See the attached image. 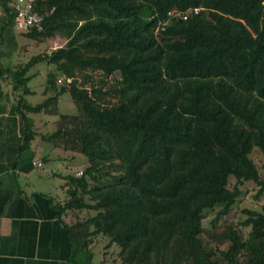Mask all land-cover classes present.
Masks as SVG:
<instances>
[{"label": "trees", "instance_id": "16d2710c", "mask_svg": "<svg viewBox=\"0 0 264 264\" xmlns=\"http://www.w3.org/2000/svg\"><path fill=\"white\" fill-rule=\"evenodd\" d=\"M37 8L42 28L23 35L49 50L0 73L27 146L40 135L89 163L66 177L58 204L61 218L88 212L64 223L69 262L93 264L103 235L122 264H264V206L218 227L242 185L264 195L251 157L264 154V0H37ZM39 63L51 70L44 102L32 105L29 73ZM65 94L76 114L60 112ZM41 113L58 118L55 132H37L30 115Z\"/></svg>", "mask_w": 264, "mask_h": 264}, {"label": "crops", "instance_id": "0c3cea01", "mask_svg": "<svg viewBox=\"0 0 264 264\" xmlns=\"http://www.w3.org/2000/svg\"><path fill=\"white\" fill-rule=\"evenodd\" d=\"M12 4L13 0H0V71L24 64L21 59L28 49L22 48L32 46L11 19ZM27 138L10 77L0 73V264H71L64 223H71L72 215L62 219L58 207L67 199L66 184L64 196L53 191L56 173L46 168L50 154L36 144L39 137L30 147ZM93 264L118 262L109 253L96 262L94 253Z\"/></svg>", "mask_w": 264, "mask_h": 264}, {"label": "rangeland", "instance_id": "374dc122", "mask_svg": "<svg viewBox=\"0 0 264 264\" xmlns=\"http://www.w3.org/2000/svg\"><path fill=\"white\" fill-rule=\"evenodd\" d=\"M49 47L50 43H44L39 46H36L35 44L29 46L28 52L22 56V63H28L34 56L40 55L49 50ZM50 70L51 68L48 67L46 63H39L30 70L29 75H33V77L29 82L28 87L32 90L33 94L26 97L30 104L38 105L44 102L46 98L44 91L47 80V73ZM59 109L62 114L77 113L76 105L74 104L69 94H65L61 97L59 101ZM30 117L32 118V120H34L35 126L38 130L37 132H39V134H48L56 131V122L58 120L57 117L47 116L42 113L37 115H30ZM37 137L39 138L36 139V144L44 148V153L50 154L51 160L47 163L46 168L51 172L55 171L57 175H55V177H53L51 181V184L54 187L53 191L57 194H62L61 196H64L65 192L63 191V189L65 188L64 185L66 184V179L64 177L68 175H74L79 171H84L89 166V163L86 157H84L83 155L54 148L52 144L42 142V140L40 139V135H38ZM251 157L257 164L260 175L264 178V154L258 148H255L251 154ZM63 158H67L68 161H64ZM64 164L69 165V168H63L62 166ZM47 181L49 184V180ZM235 183L236 180L234 178H231V188L234 187ZM240 188L242 191L240 197L238 198L236 204L233 206L231 213L223 220L218 222L219 228H222L225 220H227L228 222H233L234 224L243 222L247 219V215L245 213L246 210H261L264 206V195L258 199L256 198L259 187L255 183L248 182L242 185ZM217 211L207 212L206 219L204 221V227L206 230L211 231V229L213 228L211 222L215 219ZM71 215L72 222H75L77 220L76 215L79 216L78 219L83 220L88 216V212L81 211L76 212L75 214L71 213ZM92 215H94V212H92ZM202 240L204 249L208 251L210 249V245L207 243V237L203 235ZM93 251L95 253L96 262L99 261L103 253H109V255L112 256V258L116 260L118 264H122L119 259V246L116 244L110 245V240L103 235H99L95 239Z\"/></svg>", "mask_w": 264, "mask_h": 264}, {"label": "built area", "instance_id": "2783aa9c", "mask_svg": "<svg viewBox=\"0 0 264 264\" xmlns=\"http://www.w3.org/2000/svg\"><path fill=\"white\" fill-rule=\"evenodd\" d=\"M9 14L13 16V20L19 29L25 32L31 28L41 29L46 17L37 8V0H13ZM184 18L187 19L186 16ZM38 165L41 166L42 164L39 163ZM78 175L81 176L82 172H79Z\"/></svg>", "mask_w": 264, "mask_h": 264}]
</instances>
